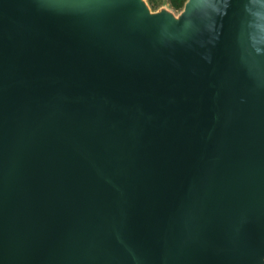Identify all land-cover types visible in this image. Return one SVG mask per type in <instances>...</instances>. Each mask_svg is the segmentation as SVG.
<instances>
[{
	"label": "water",
	"instance_id": "1",
	"mask_svg": "<svg viewBox=\"0 0 264 264\" xmlns=\"http://www.w3.org/2000/svg\"><path fill=\"white\" fill-rule=\"evenodd\" d=\"M147 6L0 0V264H264V0Z\"/></svg>",
	"mask_w": 264,
	"mask_h": 264
},
{
	"label": "trees",
	"instance_id": "2",
	"mask_svg": "<svg viewBox=\"0 0 264 264\" xmlns=\"http://www.w3.org/2000/svg\"><path fill=\"white\" fill-rule=\"evenodd\" d=\"M147 5L155 10L159 8L162 4L166 3L168 4L169 7H171L175 11H180L182 10L186 0H145Z\"/></svg>",
	"mask_w": 264,
	"mask_h": 264
},
{
	"label": "rangeland",
	"instance_id": "3",
	"mask_svg": "<svg viewBox=\"0 0 264 264\" xmlns=\"http://www.w3.org/2000/svg\"><path fill=\"white\" fill-rule=\"evenodd\" d=\"M141 1L143 4H146L145 0H141ZM147 9L150 11L151 14L166 13L173 18H177L179 14L181 13V10L175 11L171 7H169L167 3L162 4L159 8L155 10L151 9L148 6H147Z\"/></svg>",
	"mask_w": 264,
	"mask_h": 264
}]
</instances>
